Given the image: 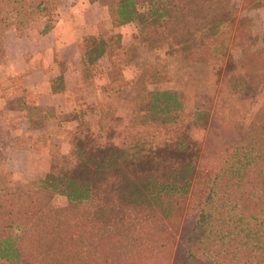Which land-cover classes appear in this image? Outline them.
<instances>
[{
	"label": "trees",
	"instance_id": "obj_1",
	"mask_svg": "<svg viewBox=\"0 0 264 264\" xmlns=\"http://www.w3.org/2000/svg\"><path fill=\"white\" fill-rule=\"evenodd\" d=\"M89 2L108 7L112 16L111 29L89 34L83 42V78L89 86L107 79L99 87L102 98H120L130 84L123 74L132 63L130 48L123 46L114 29L148 21L158 29L171 26L188 63L221 65L227 30L238 13L233 0H208L212 18H203L206 7L196 4L183 6L182 18H169L172 9L164 0ZM245 4L264 7V0ZM63 6L64 0H0V58L6 53L4 27L11 24L23 35L30 24L50 18L52 7ZM247 22L249 17L239 18L232 46L240 51V59L233 64L228 60L226 70L227 75L238 71L239 82L222 81L216 101L208 99V106L198 103L191 108L197 125L207 128L210 122L203 143L184 125L189 107L184 91L150 90L145 85L152 83L144 82L146 99L135 103L126 123L117 118H102L98 126L80 121L70 148L76 164L65 170L53 167L37 181L34 196L16 197L0 182V260L18 264L29 254V264H170L179 235L173 264H264V104L248 124L237 105L242 92L251 89V79L264 82V76L258 77L264 69V48L256 52L248 48ZM205 27L207 35H199ZM243 27L246 38L240 35ZM52 28L46 24L42 33ZM208 40L210 47L201 52ZM260 63V68L254 66ZM31 109L35 124L43 126L45 110ZM154 124L167 131L175 125L181 136L153 149V144L145 143L160 135L152 133ZM85 126L90 128L82 133ZM5 140L0 138V152ZM135 163L153 165L134 170V177L131 172L124 175ZM43 194L97 204L91 218L71 217L66 210L54 211L39 202ZM14 229L21 234L15 237Z\"/></svg>",
	"mask_w": 264,
	"mask_h": 264
},
{
	"label": "rangeland",
	"instance_id": "obj_2",
	"mask_svg": "<svg viewBox=\"0 0 264 264\" xmlns=\"http://www.w3.org/2000/svg\"><path fill=\"white\" fill-rule=\"evenodd\" d=\"M164 1L168 4L169 8L172 9V15L169 18H182L185 14L182 7L193 4L197 5L196 8L206 7V10L203 13V18H212V8H210L208 0ZM233 1L236 4L238 13L232 27L228 30L226 29L230 32V36L226 39L228 47L226 48V55H224V58L221 60V65H219L220 62L211 65L207 61H197L198 63H194L193 65L188 63L187 58L184 56L185 54H182L177 48L180 43L178 42L174 28L171 26L158 29L151 25V21H148L149 23L146 25H139L136 23L135 25L129 24L114 29L115 34L121 36L123 46L125 48H130L132 63H130L123 72L124 80L129 81L130 84L128 85L125 94L120 98L106 97L103 99L100 103V110L103 113V119L110 120L111 118H117L126 123L135 103H139L138 101L140 99H146L145 97L147 95L142 92V86H144V82L146 83L147 81L152 83L150 86L145 85L146 88L150 90H169L173 92L184 91L185 104L189 106L186 107V112L184 114V125H189L187 133L191 134L195 140H202L201 142L203 143L209 132L208 128L210 122L207 123V128L204 127L205 124L197 125L194 122L195 117L193 116V110L191 108L198 103L208 106V99H214V101H216L219 96L220 84L222 81H225L224 83H227V85L239 82L238 76L240 73L238 71L235 73L230 72L227 75L226 70L228 67V60L233 64L240 59V51L232 46L233 39L237 36V30L240 27V17H249V22L246 23V32L248 31L250 33V36L247 38L248 48L253 52L264 48V43L262 44V36H264V7L253 8L252 5L246 6L245 0ZM82 2L83 0H64V6L60 10L52 7L53 10L50 18L39 19L35 23L30 24V27L26 31L32 30L33 32H42L46 24L54 26L60 21L62 16H66L67 11L70 14V16L68 15L67 17L72 18L73 15L71 9L76 4H82L84 6L85 2ZM94 4V7H87L88 5L83 7L82 12L90 10V18H93L95 21L100 20V25L95 28L97 31L111 29L112 16L110 9L108 7H101L98 2H95ZM149 20H151V18H149ZM9 23L11 22L9 21L8 24ZM14 31H16V27L11 24L4 27V38L6 39L7 37L10 39L14 37ZM207 32L208 27H205L201 30L199 35H207ZM246 32L243 27L240 35L246 38ZM136 35L137 37L135 38ZM166 35L167 40H165ZM209 43L211 44V40H208V46H205L201 52L208 50L210 47ZM181 46L182 45H180V47ZM186 51L188 50H185V52ZM10 53L8 54L6 52L0 58V117L5 114L7 108V105H2L1 99L8 98L13 104H17L18 96L8 87V81H12L20 89L22 88L21 83L23 82L24 77L23 74H13L14 71L12 70L16 61V52L14 49H11ZM254 66L260 68L263 66V63ZM4 75L6 76V79H4ZM263 76L264 69H261L258 73V77ZM160 78H162L163 81H156ZM244 80L246 79L244 78ZM101 81H103V79ZM251 81L254 82L253 84H248L251 89L242 92L239 103L237 101V105L239 106L246 124L251 122L252 118L264 104V82H258V79H251ZM138 95L140 96L138 97ZM215 104L216 103L213 102L210 117L213 115ZM5 122L6 120L0 118V138L2 140L6 139L4 141V150L0 152V182L6 192L16 194V197L24 196L26 194L28 196H34L32 193L36 190L37 186H39L37 181L50 172L53 167H55L54 169L56 171L59 169L65 170L72 168L76 164V158L71 152V147L74 144V141H76V135L74 132L70 133L69 130H66L69 132L66 135L56 128L47 127L46 129L44 128L45 126L40 128L36 125L37 128L35 130H37V133L34 132L30 135L18 136L14 135L15 133L12 132L17 129L18 120L15 118L13 120H8L9 127L4 125ZM89 128L90 127L87 128L85 126V128L81 130L82 133L84 130H89ZM178 128L175 127V125H171L167 131V128L164 125L162 128H159V125L154 124L152 133L160 132V135H156L154 139H151L152 143H145V145L153 144V149H156L159 147L158 145L162 146L171 140L174 142L177 137L181 136L178 133ZM44 130L45 133H41ZM6 132H8V134H6ZM79 136L82 138L83 135L79 134ZM68 139L70 141L69 144L66 143L68 142ZM190 143L191 141H186V146H188V144L190 145ZM24 146H30L32 152L30 154L25 153L24 150H22ZM137 165L138 163H135L134 167L124 172V175L131 172V177H134V170L140 171L141 169H147L152 166L153 163H146L142 167ZM56 167H58V169ZM120 176L123 178L121 174ZM121 177L118 176L117 180L121 179ZM103 196L105 195L100 196V199L105 202L106 199H104ZM39 197V202L42 204L52 208L54 211L66 210V212H68L67 214L71 217L81 214L87 217L91 214V218L92 212L95 211L94 206L97 204L95 203L93 205L89 202H71L67 198L57 194H43ZM20 234L21 231L19 229H14L13 235L15 237ZM178 239L179 235L176 238L173 247L170 264H173L175 260ZM33 240H36V237H34ZM32 244L33 241L29 243L28 247L30 248ZM29 259L30 255L26 254L25 259L18 262V264H29ZM0 264L6 263L5 261L0 260Z\"/></svg>",
	"mask_w": 264,
	"mask_h": 264
},
{
	"label": "crops",
	"instance_id": "obj_3",
	"mask_svg": "<svg viewBox=\"0 0 264 264\" xmlns=\"http://www.w3.org/2000/svg\"><path fill=\"white\" fill-rule=\"evenodd\" d=\"M83 2L84 6L76 4L71 9L72 18L67 17L70 16L67 11L66 16L46 33L28 30L20 35L14 31V37H6V52L9 54L11 49L16 52L13 74L24 76L20 89L8 81V87L18 96V105L8 98L1 99L2 105H7L5 114L0 117L6 120L4 125L9 127L8 120H18L17 129L12 131L10 128L14 135L37 133L36 114L31 108L45 110L40 118L44 128H56L66 135L74 132L82 119L92 126H98L102 120L100 103L104 98L99 87L106 84L107 79L98 80L96 86L87 85L81 61L84 38L98 32L95 28L100 25V20L90 18V10L82 12L83 7L95 5L89 0ZM105 61L108 70L109 62ZM3 77L6 79L5 75ZM66 143H70L69 139ZM22 150L28 154L32 152L30 146H24Z\"/></svg>",
	"mask_w": 264,
	"mask_h": 264
}]
</instances>
